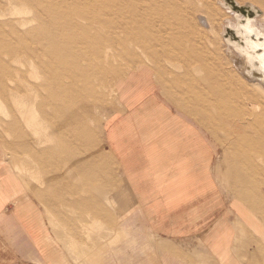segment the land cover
<instances>
[{
    "label": "rangeland",
    "instance_id": "rangeland-1",
    "mask_svg": "<svg viewBox=\"0 0 264 264\" xmlns=\"http://www.w3.org/2000/svg\"><path fill=\"white\" fill-rule=\"evenodd\" d=\"M236 1L258 7L264 23V0ZM224 2L0 0V178L45 209L54 264H125L110 226L128 190L105 126L126 112L124 123L134 124L137 105L150 112V129L152 121L170 126L169 111L197 124L220 144L224 172L264 184V89L229 54L224 34L237 17ZM93 8L100 14L86 20ZM90 43L103 48H91L96 63L80 58ZM151 100L158 105L145 108ZM72 112L86 125L68 129Z\"/></svg>",
    "mask_w": 264,
    "mask_h": 264
},
{
    "label": "crops",
    "instance_id": "crops-1",
    "mask_svg": "<svg viewBox=\"0 0 264 264\" xmlns=\"http://www.w3.org/2000/svg\"><path fill=\"white\" fill-rule=\"evenodd\" d=\"M132 113L134 124L124 123L126 112L105 126L128 190V201L120 194L115 205L121 220L110 226L123 243L116 259L264 264V184L254 178L240 183L238 171L224 172L227 163L213 135L187 126L174 111L170 126L152 121V129L150 112L137 105ZM148 129L155 136L146 138ZM14 186L0 178V264H54L45 209Z\"/></svg>",
    "mask_w": 264,
    "mask_h": 264
},
{
    "label": "water",
    "instance_id": "water-1",
    "mask_svg": "<svg viewBox=\"0 0 264 264\" xmlns=\"http://www.w3.org/2000/svg\"><path fill=\"white\" fill-rule=\"evenodd\" d=\"M222 7L231 13L234 12L238 21L236 27L232 25L226 27L224 41L253 63L254 67L249 66L247 70L248 76L264 82V74L258 69L259 58L264 56V32L253 27L262 12L252 4L241 6L236 0H225Z\"/></svg>",
    "mask_w": 264,
    "mask_h": 264
},
{
    "label": "bare ground",
    "instance_id": "bare-ground-1",
    "mask_svg": "<svg viewBox=\"0 0 264 264\" xmlns=\"http://www.w3.org/2000/svg\"><path fill=\"white\" fill-rule=\"evenodd\" d=\"M24 1V0H23ZM223 1V0H222ZM225 1V0H224ZM96 9V8H95ZM94 8L91 10L93 13H92V16L87 12V13H85V18H86V20H89L90 18H92L93 17V14L95 15L96 13H98V14H100V12H99V10H95ZM226 9V8H225ZM262 14V13H261ZM238 22V21H237ZM261 24H264V23H261ZM260 24V25H261ZM93 25H95V24H93ZM260 25H259V17L257 18V21L253 24V27L254 28H258L260 31H262V32H264V27H260ZM237 26V24L235 25H233V27H236ZM79 32V31H78ZM80 34V33H79ZM91 41H93L92 39H90ZM76 42V40H73V43H75ZM95 42V41H94ZM226 44H227V46L229 47V54H231V56L233 57V59L234 60H236L235 62H236V69H237V71H238V73L242 76V77H244V78H246V79H248L249 81H251L252 83H254V84H259V85H261L262 86V88L264 89V82L263 81H261V80H259V79H253V78H250L249 76H248V74H247V70L249 69V66L250 67H254L253 66V63L251 62V61H249V59H248V57H245L243 54H240V53H238L236 50H235V48H233V47H231V46H229L228 45V43L226 42ZM83 47V46H82ZM91 48H95V50H100V51H103V48L102 47H100V45H99V43H97L96 45H94L93 43H90L87 47L85 46L84 48H83V53L80 55V58L81 59H83V60H89V61H92V62H97V55L95 56V54H93V52L91 51ZM97 51V52H98ZM99 55V54H98ZM107 56V55H106ZM260 59V67L258 68L263 74H264V56H262V57H260L259 58ZM202 68V67H201ZM204 70H206V69H204ZM203 70V71H204ZM101 74V73H100ZM209 74V73H208ZM236 76H237V74L235 75V78H236ZM203 77V76H202ZM206 77V76H205ZM238 78V77H237ZM2 81L4 82H6L7 80H6V77H3L2 78ZM207 81V80H206ZM235 81V80H234ZM4 82V83H5ZM110 82V81H109ZM242 82H244V81H242ZM108 83V82H107ZM250 83V82H249ZM103 84V83H102ZM105 84V83H104ZM103 84V85H104ZM110 84V83H109ZM203 84V83H202ZM245 84V83H244ZM88 86V85H87ZM106 86V85H105ZM202 86V85H201ZM236 86V85H235ZM89 87V86H88ZM203 87V86H202ZM259 87V86H258ZM102 88V87H101ZM108 88V87H107ZM253 88V87H252ZM226 89V88H225ZM247 89V88H246ZM229 90V89H228ZM256 90V89H255ZM232 91V90H231ZM247 91V90H246ZM260 91V90H259ZM218 93H219V91H217ZM92 93V92H91ZM255 93V92H254ZM258 93V92H257ZM114 94V93H113ZM216 94V93H215ZM247 94V93H246ZM256 94V93H255ZM93 95H95V94H93ZM234 95V94H233ZM244 95V94H243ZM248 95V94H247ZM218 96V95H217ZM223 96V95H222ZM256 96V95H255ZM259 96V95H258ZM103 97V96H102ZM239 97V96H238ZM249 96H247V98H248ZM47 99H49L50 97H46ZM218 98H219V96H218ZM233 97H231V99H232ZM241 98V97H240ZM246 98V97H245ZM46 99V100H47ZM216 99V98H215ZM249 99V98H248ZM204 100V99H203ZM256 100V99H255ZM152 101V100H151ZM149 102L148 104H147V107H145V108H148V106H149V104L150 103H152V106H156V104L158 105V103L157 102H155V101H152V102ZM223 101V100H222ZM251 101V100H250ZM258 101H260V99L258 100ZM212 102V101H211ZM213 102H216V101H213ZM255 102V101H254ZM218 103V102H217ZM217 103H215V104H217ZM248 103V102H247ZM250 103V102H249ZM262 103V102H261ZM261 103H259V104H261ZM263 104V103H262ZM65 108H67V107H69L68 105H66L65 103H63L62 104ZM80 106H81V104H79ZM218 105V104H217ZM236 105V104H235ZM239 105V104H238ZM219 106V105H218ZM158 107V106H157ZM246 107H248L247 105H246ZM73 108V107H72ZM202 108H205V107H202ZM213 108V107H212ZM231 108V107H230ZM262 108V107H261ZM81 109V108H80ZM149 109V108H148ZM207 109V108H206ZM218 109V108H217ZM220 109V108H219ZM234 109V107H232V110ZM241 109V108H240ZM73 110H74V108H73ZM223 110V109H222ZM262 110V109H261ZM260 110V111H261ZM153 111H154V109H153ZM162 112V111H161ZM165 112V111H164ZM86 113V112H85ZM214 113V112H213ZM242 113V112H241ZM251 113V112H250ZM261 113H263V111H261ZM57 114L59 115L60 113H58L57 112ZM162 114V113H161ZM160 114V115H161ZM244 114V113H243ZM224 115V114H223ZM248 115V114H247ZM166 116H167V114H166ZM203 116H204V114H203ZM215 116V115H214ZM264 116V115H263ZM83 117H85V115H80V114H78V113H76V112H72V113H68V118H72V121H68V129H70V127L71 128H75V125H77V124H80L81 126H85L86 125V122H85V119L83 118ZM152 117V116H151ZM227 117V116H226ZM260 117V116H259ZM219 118V117H218ZM217 118V119H218ZM220 118H223V117H220ZM227 118H229V117H227ZM242 118V117H241ZM205 119V117H203V119L202 120H204ZM247 119V118H246ZM70 120V119H69ZM128 120V119H127ZM162 120H164V117H163V119ZM167 120V119H166ZM165 120V121H166ZM216 120V119H215ZM262 120V119H261ZM164 121V122H165ZM170 121V120H169ZM239 121V120H238ZM263 121V120H262ZM172 122V121H171ZM220 122V121H219ZM230 122V121H229ZM235 122V121H234ZM242 122V121H241ZM248 123H250V122H248ZM219 124V123H218ZM233 125V124H232ZM236 125V124H235ZM222 126V125H221ZM243 126V125H242ZM251 125H249V127H250ZM78 128V127H77ZM81 128V127H80ZM234 128H235V126H234ZM238 128V127H237ZM236 128V129H237ZM91 129V128H90ZM210 129V128H209ZM254 129V128H253ZM253 129H252V131H253ZM263 129V128H262ZM75 129H73V131H74ZM81 130H82V128H81ZM66 131V133H67V136L70 134V132L71 131H69V130H65ZM85 131H86V133H85ZM84 131V133L85 134H88V130H85ZM171 132H172V130H170ZM225 131H226V129H225ZM243 131V130H242ZM262 131V130H261ZM260 130H259V132H261ZM78 132H81V131H78ZM83 132V131H82ZM81 132V133H82ZM254 132V131H253ZM247 133V132H246ZM256 133V132H255ZM80 134V133H79ZM84 134V135H85ZM93 134V132L91 133V135ZM99 134V133H98ZM261 134V133H260ZM259 134V135H260ZM82 135H83V133H82ZM248 134H246V136H247ZM257 135V134H256ZM256 135H254V136H256ZM93 137H94V135H92ZM230 136V135H229ZM240 136V135H239ZM246 136H244V138L243 139H245V137ZM250 136V135H249ZM253 137V136H252ZM94 139V138H93ZM247 139H249V138H247ZM260 139V138H259ZM91 140V139H90ZM236 140V142L238 141L237 139H235ZM234 140V141H235ZM79 140H77V142H78ZM93 141V143H94V141L95 140H91V142ZM245 141H248V140H245ZM81 142V141H80ZM96 142V141H95ZM242 142H244V141H241V143ZM92 143V144H93ZM79 144V143H78ZM250 144H252L251 142H250ZM249 144V145H250ZM246 145V144H245ZM238 146V145H237ZM82 147H84L85 149H87L88 150V146H87V144H85V145H82ZM250 147V146H249ZM76 148H78V147H76ZM240 148V147H239ZM256 148V147H255ZM258 148H260V147H258ZM234 149H235V147H234ZM250 150H251V148H249ZM248 149V150H249ZM230 150V149H229ZM255 150V149H254ZM247 151V150H246ZM258 151V150H257ZM238 152V151H237ZM250 152V151H249ZM247 153V152H246ZM253 153V152H252ZM258 153H261V152H258ZM258 153H256V154H258ZM60 154V153H59ZM253 154H255V153H253ZM264 157V156H263ZM65 157H63V159H64ZM242 159V158H241ZM242 160H244V159H242ZM244 163V162H243ZM242 163V164H243ZM240 164V163H239ZM246 164V163H245ZM248 164V163H247ZM244 165V164H243ZM246 166V165H245ZM245 166H243V167H245ZM237 169V168H236ZM238 169H240V168H238ZM241 170V169H240ZM238 171V170H237ZM239 172V171H238ZM239 174H241V173H239ZM242 175V174H241ZM241 175H239L240 177H241ZM243 178H241V180H242ZM61 183H63V182H61ZM60 183V184H61ZM59 186V185H58ZM61 186V185H60ZM72 191V190H71ZM71 191H70V194H71ZM76 192H77V190H76ZM65 193V192H64ZM264 193V192H263ZM74 195V194H73ZM90 206V205H89ZM261 221V220H260Z\"/></svg>",
    "mask_w": 264,
    "mask_h": 264
}]
</instances>
